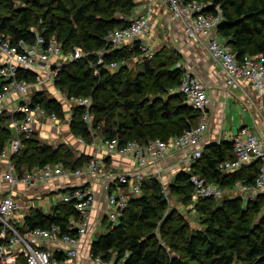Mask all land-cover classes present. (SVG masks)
Returning <instances> with one entry per match:
<instances>
[{
  "label": "trees",
  "instance_id": "1",
  "mask_svg": "<svg viewBox=\"0 0 264 264\" xmlns=\"http://www.w3.org/2000/svg\"><path fill=\"white\" fill-rule=\"evenodd\" d=\"M199 1L211 3L208 7L211 12L220 8L223 14L220 34L239 59L264 55V0ZM134 6L133 0H0V33L12 42L21 39L33 42L36 34L31 29L36 28L47 40L58 37L67 52L79 46L88 53L87 57L67 65L56 84L69 95L91 96L96 126L105 122L100 134L119 139L122 145L132 140L144 145L153 139L179 136L196 125L199 113L186 103L181 93L171 94L165 100L164 96L181 84L182 72L174 64L163 63L158 52L153 58L145 57L143 67L136 72L128 66L105 69L104 64L98 63V53L103 49L105 64L128 60L141 52L139 45L133 49H113L107 40L110 32L129 25L131 19L124 15ZM35 77L34 72L20 75L28 81ZM33 99L34 103L66 117L62 102L48 98L45 92L36 93ZM82 114V108L75 109L70 128L73 134L91 142V130ZM10 119L6 111L0 113V152L13 137L8 126ZM22 144V149L13 156L20 173L71 155L65 144L53 148L35 136H23ZM233 148V142L211 145L195 163L194 172L224 190L237 181L255 184L258 162L233 173L221 170L223 162L235 157ZM81 159L64 160L63 164L78 169L90 158ZM142 188L143 193L129 202L119 224L106 218L107 232L92 244L94 258L105 261L125 258L126 264H264V194L247 202L241 196L226 193L219 201L198 200L195 208L203 215L205 228L192 232L182 216L166 213L168 199L162 180L156 177L145 180ZM170 191L192 198L194 190L189 174H177ZM54 212L45 215L32 211L26 227L34 230L56 225L64 233L75 235L70 218L77 220L79 214L73 206L61 202ZM20 231L24 232L22 228ZM17 264L28 263L21 257Z\"/></svg>",
  "mask_w": 264,
  "mask_h": 264
},
{
  "label": "built area",
  "instance_id": "2",
  "mask_svg": "<svg viewBox=\"0 0 264 264\" xmlns=\"http://www.w3.org/2000/svg\"><path fill=\"white\" fill-rule=\"evenodd\" d=\"M171 12L173 18L180 19L184 24L186 35L196 42L204 44L212 59L223 68L228 88H240L244 82H250L257 90L259 113L264 119V55H247L239 59L233 47L224 39L219 31V24L223 14L219 7L216 12L208 11L211 3L199 0H161ZM149 21L145 16H136L129 25L117 28L107 36L113 49H122L134 43L147 30ZM35 40L28 42L24 39L14 43L7 36L0 33V113L6 111L11 115L8 126L13 137L7 142L0 156L9 160L8 164L0 167V180L7 182L11 188L16 185L37 187L54 178L71 177L87 179L92 177L113 178L112 191L109 195L108 219L113 224H119L122 214L129 202L143 193L142 183L146 180L144 169L157 165L173 150L194 147V151L187 156V161L194 165L202 156L203 149L198 148L201 137L207 130V114L210 99L207 84L192 70L182 63L176 68L182 72L181 84L174 90L185 95L187 103L200 114L197 125L187 129L179 136L163 140L160 138L150 140L146 144L132 140L122 145L119 139H109L101 135L100 131L105 125L102 121L96 126V116L92 111L93 99L91 96H73L59 89L56 84L60 73L72 62L88 56L83 48L75 46L70 51L63 49V44L58 37L49 40L42 31L31 29ZM134 48V47H133ZM132 48V49H133ZM144 57L153 58L152 45L141 42L139 45ZM105 49L99 51V64H104L105 69L116 70L127 66L128 60L104 63ZM26 72H34L35 80L28 81L20 78ZM53 85L60 92L57 99L65 106L67 115L62 117L55 110L51 111L41 103H34L33 96L38 92L48 93V84ZM82 108V118L88 125L92 134V142L106 150L108 154L132 156L139 165V170L132 174H117L107 171L106 161L97 155L91 156L85 166L73 169L62 163L47 164L35 167L20 173L13 162V156L22 147V137L27 138L36 134L46 135L40 129L45 127L60 126L63 121L71 122L75 109ZM41 137V136H40ZM39 137V139H40ZM87 143L84 137H78ZM233 159L223 162L221 170L237 172L248 164L259 163L255 184L249 185L237 181L234 185L237 191L246 192L247 200L254 198L259 191L264 189V136L260 137L247 128L239 130L233 139ZM193 185V196L198 199L221 198L225 190L215 182L208 180L199 173L188 172ZM59 202L70 204L79 214V219H73L71 228L77 233L72 235L64 233L60 226L51 228H38L21 232L20 227L12 222L15 214L22 210V204L10 191L0 202V264H17L21 257L28 264H79V245L81 236L87 232L90 209L96 199L95 192L90 185L73 186L59 191ZM35 241L59 243L65 245V252H53ZM63 255L58 258L57 255ZM93 257V255H92ZM101 264H126L125 258L111 262L101 258H94Z\"/></svg>",
  "mask_w": 264,
  "mask_h": 264
},
{
  "label": "crops",
  "instance_id": "3",
  "mask_svg": "<svg viewBox=\"0 0 264 264\" xmlns=\"http://www.w3.org/2000/svg\"><path fill=\"white\" fill-rule=\"evenodd\" d=\"M134 2L142 4L141 10L139 8L140 13L138 15L147 16L149 19V30L127 47L132 49L135 45H140L143 41L155 45V34H159L156 28L163 27V29L159 30H162L163 35H167V41L172 44L170 45L175 49L177 54H180L181 62L207 84L210 99L206 110L207 130L201 137L198 148L206 151L211 145L232 142L242 128H247L258 136L263 137L264 119L259 113L260 104L258 102L256 88L250 82H244L240 88H228L223 68L212 59L206 46L186 35L184 24L180 19L173 18L172 16L166 18L167 20L163 18L161 14L162 7L167 6L161 0H134ZM144 3H148L145 8H143ZM138 15L135 14V17ZM135 57L137 60L142 57L141 52L135 55ZM139 61H144V58H141ZM171 94H176V92L171 90L169 95L164 96L165 100ZM196 117L197 125L200 120V114L196 113ZM45 128L48 129L45 131H52L53 128L59 129L61 134L64 135V143L70 145V147H76L78 151H81L80 153H86L90 156L97 155L104 158L107 171L109 172L132 174L134 171L139 170L138 162L132 156L111 155L93 142H87L88 144L86 142L82 143L71 131L69 121H63L60 126ZM194 150V147L173 150L167 158L159 161L157 165L143 170L146 174V180L155 177L163 180L169 176L176 177L180 172H194L193 168H195V164L191 165L187 161L188 154ZM8 161L0 156V167L2 168L7 165ZM250 165L248 164L244 167L247 169ZM112 183L113 178L111 177H92L87 179V181L83 178L61 177L54 178L37 187L16 185L11 188L7 182L0 180V202L10 191L14 193L23 208L19 214L14 215L12 222L26 232L28 230L26 227V219L31 215L32 211H40L45 215L55 213L54 211L57 205L61 203L59 202L61 198L59 191L69 189L73 186L90 185L95 192L96 199L89 212L87 232L80 239L78 261L79 264H101L94 260L91 251L92 244L97 239L96 237L105 234L108 230L106 218L110 209L109 195L112 191ZM263 190H260L259 194ZM225 193L244 198L234 186L226 188ZM73 219L74 217L70 218L71 221ZM102 230L105 232L100 233ZM35 244L56 253H64L67 250L65 245L59 243L35 241ZM113 260L111 262H114Z\"/></svg>",
  "mask_w": 264,
  "mask_h": 264
},
{
  "label": "rangeland",
  "instance_id": "4",
  "mask_svg": "<svg viewBox=\"0 0 264 264\" xmlns=\"http://www.w3.org/2000/svg\"><path fill=\"white\" fill-rule=\"evenodd\" d=\"M134 4H135V6L132 9L128 10L127 13L125 12L126 14L124 16L126 18H130V19L134 18L135 14L138 15L140 13V10L142 8V6H141L142 4L136 3V2H134ZM146 4H148V3L143 4V8H145ZM139 8H140V10H139ZM161 12H162L161 14L165 20H167L166 18H169L170 16H172L171 12L168 11L167 7H165V6L162 7ZM138 16H140V15H138ZM141 16H145V15H141ZM145 17H147V16H145ZM148 21H149V19H148ZM163 23H164V21H163ZM148 28H149V26H148ZM159 29H163V27L156 28V30L159 34L157 35V33H156L155 37L153 36L156 39L155 40L156 44L155 45L151 44L152 48H153L152 52H154L155 54L157 52L162 54L163 63H169L172 65L174 64L177 66L179 63H182L181 58H180V54H177L175 49L171 46L172 44L169 41H167V39H166L167 35L166 34H165L166 36L163 35L162 30H159ZM167 45H169V46L166 47ZM141 55H142V57L138 58V60L136 59L135 56H133V57H129V59L127 61V66L135 72L143 67V65H142L143 61L140 62L139 60L141 58H143L144 54H141ZM182 65H184V63H182ZM48 86H49V90H48L49 94H47L48 98L59 99L60 98V92L56 88H54L53 85H51L50 83L48 84ZM45 130H48V129H46V128H44L43 130L40 129V132L45 131ZM45 132H46V135H40V134L35 135V138H39L41 136L40 140H41L42 144H48V145L52 146L53 148L59 147L60 145H62V143L65 144L64 143V135L61 134L59 129L53 128L52 131H45ZM99 136L101 137V134H99ZM75 137H78V136L75 135ZM90 141L92 142V140H90ZM86 144H88V143H86ZM65 145L71 150V155L70 156H64L63 157L64 159L59 158L60 160H56V162L54 163L55 165L58 163L63 164L66 162H71L72 160L78 159L79 157H82L81 160H85V159L87 160V158H90L92 156V155L90 156L89 154H86V153H80L81 151H78L76 149V147H70V145H67V144H65ZM31 169H33V166ZM175 178H176L175 176H169L167 179L162 180L163 190L165 192L166 198L168 199V208L166 209V213H168V214L173 213L174 215H177L179 217L182 216L184 218V220L189 223L190 230L192 232L204 230V228H205V224L203 221L204 217L195 208V203L200 199L196 198L195 196H192V198H190V197H187L184 195L171 193L170 186L175 182ZM240 193L243 195V197L245 199L244 201L247 202L249 195H246V192H240ZM261 193L264 194V190ZM253 197L254 198H251L250 200H255L257 198V195H255ZM221 198H217L215 200L219 201ZM262 213L264 214V209H263ZM103 232H105V231L104 230L100 231V233H103ZM156 232L157 231H154V233H156ZM163 246H166V245L163 243Z\"/></svg>",
  "mask_w": 264,
  "mask_h": 264
}]
</instances>
